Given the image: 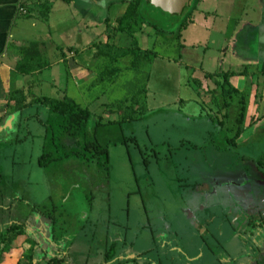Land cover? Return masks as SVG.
I'll use <instances>...</instances> for the list:
<instances>
[{
    "label": "rangeland",
    "instance_id": "rangeland-1",
    "mask_svg": "<svg viewBox=\"0 0 264 264\" xmlns=\"http://www.w3.org/2000/svg\"><path fill=\"white\" fill-rule=\"evenodd\" d=\"M145 2L123 0L121 13L116 6L109 13L85 7V19L58 12L45 24L46 31L51 26L61 38L66 32L63 40L68 37L80 52L83 38L92 46L102 43L109 32L124 41L110 47L112 54L103 45L90 47L94 86L80 91L69 78L67 87L68 97L89 112L88 140L106 147V171L94 151L84 152L93 156L91 163L71 158L41 165L44 150H58L55 156L70 150L45 146L39 124L46 117L45 109L27 107L28 120L17 127L18 134L14 124L0 132V218H4L0 220V264H16L18 258L17 264H96L98 237L133 242V251L141 252L152 239L147 232L162 240L169 225L171 231L176 229L175 236H181L177 247L186 248L183 226L187 220L192 246L185 254L192 264H218L224 259L223 248L232 252L238 248L229 226L206 240L194 232L190 217H217L218 207L222 220L226 215L221 210L228 202L244 197L246 203L260 201L253 196L264 190V51L254 22H260L258 11L264 0H191L189 9L179 16L191 22L184 29L178 18L172 21V16L152 11ZM127 9L132 14L145 12L148 18L129 25L130 38L117 33ZM106 14L109 25L103 22ZM53 40L59 45L63 41ZM222 72H234L226 88L231 87L229 81L240 83V90L226 98L217 88L211 89L215 82H223ZM57 76L56 70L55 80ZM41 94L53 96L48 89ZM40 101L47 105L46 99ZM13 108L6 115L22 107L14 100ZM242 109L245 115L239 125ZM4 126L3 117L0 128ZM248 191L253 195H247ZM43 219L49 222L52 240L67 255L43 252L47 244L41 236L33 235L34 230L25 232L27 221ZM18 238L29 244L28 252L21 253L22 245L15 244ZM69 247H76L78 253ZM155 255L156 250L149 256ZM178 260L162 258L158 264Z\"/></svg>",
    "mask_w": 264,
    "mask_h": 264
},
{
    "label": "crops",
    "instance_id": "crops-1",
    "mask_svg": "<svg viewBox=\"0 0 264 264\" xmlns=\"http://www.w3.org/2000/svg\"><path fill=\"white\" fill-rule=\"evenodd\" d=\"M104 3L102 6H96L92 3H90L88 0H26V9L27 14L25 16H21L17 12L18 7V0H0V119L4 117L5 123L7 121L16 122L17 119L20 118V115L18 114V110H21L17 108L13 113L6 115L9 112H12L14 108L12 109L13 101L15 100L17 104H19L20 107L28 106V105H37L39 106L41 102L35 103V101L46 99V100H61L64 98H69L67 95L68 85H69V78H71L74 81L75 89L79 88L80 91L89 90L88 88H92L94 77L91 72V64H89V53L91 50L90 47H99L104 45H112L115 47L119 46V43L124 42L122 38H120V35H116V38L114 36H109V32L105 34V36H109L108 39H105L103 36L102 43L99 44H92V46H88L89 43H87V39H84V43H81V52L79 48L73 43L69 42V38L65 37L66 40H63L64 34L62 35V38L57 34V32L54 30H50L52 27L48 26V30L46 31L45 24L48 23V19L51 14H57L58 12L60 14H64V12L76 15L82 16L83 19H85V13L83 10H86L87 8H98L100 11L103 10L104 13H109L111 10L116 8H119V13L122 10V8L125 5H122L121 2L118 0H100ZM62 7V8H61ZM106 17L104 21V24L107 23L109 25L110 18L107 14L104 16ZM102 22V23H103ZM54 33L53 36H51V33ZM81 31L79 32V34ZM53 37L57 38V40H63L62 44H57ZM115 38V39H114ZM120 40V41H119ZM119 41V42H118ZM118 45H116V44ZM114 44V45H113ZM187 42L184 40L183 45H186ZM91 45V44H90ZM88 46V47H86ZM34 48L35 49V55H37L40 59V67H37L34 71H31L29 74L24 75L20 74L17 71V63L22 60L25 57V53L22 51L27 48ZM124 47V46H121ZM185 48L183 49L182 54L185 52ZM27 53V51H26ZM79 55V57H78ZM77 57L79 59H77ZM81 58V59H80ZM183 58V56H182ZM180 57V61H181ZM166 64H171L166 61ZM93 66V65H92ZM94 67V66H93ZM62 69H64L65 74H63ZM57 70L58 76L55 78V71ZM96 78V77H95ZM66 80V83H62V80ZM230 86L235 90H240V83L239 82H231L229 81ZM196 85V84H195ZM195 85H193V89L195 91ZM214 87L211 88L215 90L220 91L221 88L219 83H214ZM185 86H192L191 84ZM199 86V85H197ZM205 87H207L205 85ZM27 88L30 91H27ZM44 89H48L50 94L60 95L61 97H47L46 95H42V91ZM207 89V88H206ZM13 92H18V94L15 96L14 100H9L8 96L9 94ZM29 95L33 99L32 102L29 103L30 98ZM221 95V94H220ZM223 97V96H222ZM226 98V97H224ZM71 99V98H69ZM75 101L74 99H72ZM84 96L81 99V102H83ZM76 102V101H75ZM16 104V103H15ZM78 104V103H77ZM29 107V106H28ZM26 110V109H25ZM25 110L21 112V114L24 116ZM102 119V118H101ZM98 127L97 125L95 128ZM256 168V173H257ZM256 175V174H255ZM257 176V175H256ZM262 183V181H260ZM249 192V191H248ZM246 195L242 192V196ZM247 195H253L252 192H249ZM257 199V197L260 199V201L253 199H250L247 203L244 202V198H238L237 201L238 205L240 207H237L234 201L227 203L226 208L221 210L222 213L226 215V217L222 220L219 219V211L218 207H216V216H211V224L208 226L209 232L221 230V233L223 232V229L225 227V224H227V221H230V219L234 218L235 215L237 217L243 216L245 213L249 214H255L257 213V210H264V190L261 191L258 194L253 196ZM236 201V202H237ZM209 208V206H207ZM229 209V210H228ZM224 216V215H223ZM239 218V217H238ZM4 218H0L2 220ZM199 219V217H198ZM237 219V218H236ZM171 226L169 225V234H174V231H171ZM228 226V224L226 225ZM213 227V228H212ZM173 228V227H172ZM201 234L205 232V225L202 227H199ZM221 228V229H219ZM148 230V229H147ZM146 230V232H147ZM213 230V231H212ZM220 233V234H221ZM149 235V232H147ZM156 233H153V231L150 233V237H152L150 241L149 246L153 245V237H155ZM160 235V234H159ZM261 236L256 235L255 240L257 239L260 241ZM157 239V238H156ZM244 242V240L240 239ZM22 243V244H21ZM15 244L22 245L21 253L28 252L30 250L29 244H25L23 241V238H18L15 241ZM256 244V243H255ZM249 249V253H251L250 246H247ZM241 248V247H240ZM240 248H237L235 251H231L230 248L228 249L223 248V255L224 259H222L218 264H255V257H251L247 254L246 251H242ZM154 247H149L146 250V252L153 253ZM70 251H73L74 253H78L77 248L71 249L69 247ZM212 251V250H210ZM260 251L259 257L264 258V246H260V249L257 248V252ZM43 252H47L46 249L43 250ZM67 255V253H65ZM254 254H252L253 256ZM170 259V262L175 263V261L178 260L177 264H192V260H189L188 262H184L185 256H172ZM20 257V256H19ZM150 258V256H149ZM19 259V258H18ZM17 259V262H18ZM200 259V258H198ZM152 260V261H151ZM263 260V259H262ZM262 260H259V263H263ZM154 261V262H153ZM16 262V264H17ZM258 263V264H259ZM6 264V263H5ZM33 264H36L34 261ZM66 264V263H65ZM147 264H158L155 262L154 258H150Z\"/></svg>",
    "mask_w": 264,
    "mask_h": 264
},
{
    "label": "trees",
    "instance_id": "trees-1",
    "mask_svg": "<svg viewBox=\"0 0 264 264\" xmlns=\"http://www.w3.org/2000/svg\"><path fill=\"white\" fill-rule=\"evenodd\" d=\"M146 6H148L147 1L145 2ZM160 11V10H159ZM187 11V9L184 10V12ZM161 12V11H160ZM183 12V14H184ZM162 13V12H161ZM188 13V12H186ZM164 14V13H163ZM145 17L147 18V15L142 13L141 11L137 14L130 13V10L127 9L126 12L121 16V19L118 23L117 33H127V37H131V34L127 31V28L133 21H142L146 22ZM148 20V18H147ZM178 20H180V17H178ZM191 22L188 19H185L183 21L180 20L179 26H181V29L186 28L187 25H189ZM152 28L157 29H163L158 28L155 26V24H151ZM105 51L108 53H111L112 45H104ZM119 49V48H118ZM27 54L25 57L20 60L17 63V71L20 74L27 75L31 71H34L37 67H40L41 59L35 55V49L34 48H27ZM234 72H228L224 73L222 72L223 82L219 83L221 88V95L223 97H229L230 94H235L236 90L233 88H226L225 85H227L226 80L233 76ZM243 75V74H241ZM18 94V92H13L9 94L8 98L14 100L15 96ZM41 102L40 100L35 101V103ZM47 105L40 103L39 106H36V110H38L39 107H43L45 109L46 117L44 120H41L39 122L40 127L43 131V141L45 146L47 147H53L58 149L57 147L65 148L70 150V153L62 156H55V154L58 152V150H44L39 158V163L43 166H50L53 163L56 162H62L64 160L68 159H78L82 162L91 163L93 156L90 155L87 157L84 155V152L87 151H94L96 156L98 158L102 159V163H100L102 169L106 171V161H107V150L106 147H102V145L98 144L97 141H89L88 140V123L90 120L89 112L87 110H83L79 104H77L72 99L64 98L61 100H46ZM28 106H33L28 105ZM28 106H24L21 108V110H18V114L20 115V118L16 120V122L10 121L9 128L12 127V124H14V129L16 133L18 134L17 127L20 126V124L23 121L28 120L27 116L24 114V116L21 114L22 111H24ZM38 112V111H37ZM36 112V113H37ZM244 110L240 112V120L239 125L242 124L243 116H244ZM31 118V117H30ZM8 129L5 130L7 132ZM4 131V130H3ZM2 132V131H1ZM240 133V128L236 131L235 137ZM16 134V135H17ZM26 137V136H25ZM17 138V137H16ZM70 139L72 141V144H66L65 140ZM80 150L81 152H77V150ZM1 198V196H0Z\"/></svg>",
    "mask_w": 264,
    "mask_h": 264
},
{
    "label": "flooded vegetation",
    "instance_id": "flooded-vegetation-1",
    "mask_svg": "<svg viewBox=\"0 0 264 264\" xmlns=\"http://www.w3.org/2000/svg\"><path fill=\"white\" fill-rule=\"evenodd\" d=\"M118 1L123 2V0H118ZM190 3H191V0H190ZM260 13H261V15H260ZM258 14L260 16V22H258V20L254 21V22L256 23V25H258L256 32L260 34L259 38L261 39V37L264 36V4L261 7V9L258 11ZM261 51H264V44H262V43H261ZM233 197H238V196H235L233 194ZM232 201L235 202L234 205H236L237 207H240V205H238L239 201H237V199L232 200ZM263 203H264V198H263ZM216 204L219 205V201ZM189 213L193 214L191 212H189ZM41 215H43V214L41 213ZM195 215H197L196 210H194V216ZM238 217H237V215H235L234 218L230 219V221H227L229 228L232 230V235H234V237L232 239L236 238V240L238 241V244H239L238 248L241 247L240 249L242 251L244 250L243 248L245 246L247 254L250 255L251 257H255V260H257V261H255V264H258L259 260H262V259L264 260V258L259 257L260 251L257 252V248L260 249V246H262V245L264 246V210H262V209L257 210V213L252 214V215L249 213H245V214H243V216H240V214H239ZM187 218L189 219V217H187ZM190 219L191 220L194 219V227H195L194 232L197 235H200L199 238H202V239L206 238V240H208V238L210 237V238L214 239V237L218 236L221 233V230H217L214 232L207 231L208 226H210V224H211V220H212L211 217L207 218V216H206V219H205L202 216H200L198 219V217L192 216V217H190ZM247 219H249V220H247ZM236 220L239 221V223H238L239 229H237V226L235 225ZM18 224L22 225V223H18ZM186 224H187L186 226H183V230H185V235L187 236L186 237L187 243H186L185 247L187 249H190V247L192 246V244L190 243L191 239H189L191 226H190V223L188 222V220H187ZM227 224H225V226ZM203 225H205L206 229H205V232L203 234H201L200 228H198V226L202 227ZM188 226H190V228ZM24 227L26 228L25 232L31 234L30 231L34 230V234L32 233L33 235L41 236V239L43 240V242H45L47 244V247L45 249H46L48 254H51V255L54 254L55 255V254L60 253L61 257L66 255L65 252H63V250L59 249V246L56 245L55 241L52 240L53 236L51 234V230L49 229V222L46 221V219H43L37 223L27 221V223L25 224ZM219 229H221V228H219ZM28 230H30V231H28ZM33 235H31V236H33ZM178 235L180 236V234H178ZM178 235L175 236L174 234L167 233L166 236L162 238V240H158V239L153 237V245H154L153 246L154 247L153 252L156 250V255L153 258H154L156 263H159V260L162 258L171 259L172 257L169 255V252L175 253V255H172L173 257L176 255H180V256H185V258H187V261L192 260L185 254L186 248L177 247L176 243H177ZM256 235L261 236L260 241H258L257 239L255 240ZM148 236H146V237H148ZM240 239L244 240V242L241 241ZM35 242L38 243L37 240H35ZM111 242H113V243H111ZM111 242H109V239L107 236H105L104 238L103 237L97 238V242H96L97 245L102 244V246L98 247L95 243V246L97 248V252L95 254V258H96L95 260L97 262L96 264H109V263H111V262H109L111 260H112V262L113 261H115V262H120V261L126 262V264H147L148 261L150 260V258L148 257L150 254H149V252H146V250H145V249L149 248V246L147 248L143 249L141 252H135V251H133L134 250V246H133L134 243L133 242L126 243L125 240L121 241L118 237H114L113 240H111ZM247 246H250V248L252 250L251 253L248 252L249 249ZM92 247H94V246H91V248ZM48 249H50V251ZM54 249H59V250H56L54 252ZM252 254H254V255L252 256ZM83 255L85 256V260H86V258L88 257L87 254L83 253ZM260 256H261V254H260ZM108 257H111V259L107 260Z\"/></svg>",
    "mask_w": 264,
    "mask_h": 264
},
{
    "label": "water",
    "instance_id": "water-1",
    "mask_svg": "<svg viewBox=\"0 0 264 264\" xmlns=\"http://www.w3.org/2000/svg\"><path fill=\"white\" fill-rule=\"evenodd\" d=\"M88 1L96 6L104 5V3L101 2L100 0H88ZM146 1L148 4L147 7L149 9H151L152 11H157L159 12V14H162L164 16L165 15L172 16V21H175L173 17L178 18L183 13V11L185 9H189L190 6V0H146ZM261 40L262 41L260 42L264 44V38L261 37ZM9 126H10V121H7L5 123V126L0 128V132Z\"/></svg>",
    "mask_w": 264,
    "mask_h": 264
},
{
    "label": "built area",
    "instance_id": "built-area-1",
    "mask_svg": "<svg viewBox=\"0 0 264 264\" xmlns=\"http://www.w3.org/2000/svg\"><path fill=\"white\" fill-rule=\"evenodd\" d=\"M18 7H17V12L21 16H25L27 14V9H26V0H18Z\"/></svg>",
    "mask_w": 264,
    "mask_h": 264
}]
</instances>
